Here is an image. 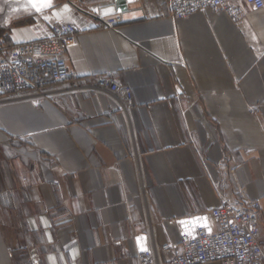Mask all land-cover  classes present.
Returning a JSON list of instances; mask_svg holds the SVG:
<instances>
[{"label":"crops","instance_id":"1","mask_svg":"<svg viewBox=\"0 0 264 264\" xmlns=\"http://www.w3.org/2000/svg\"><path fill=\"white\" fill-rule=\"evenodd\" d=\"M229 1L239 22L175 19L165 0H51L0 31L12 45L55 20L92 26L68 50L75 86L0 101V264H32L28 247L39 264H139L140 248L179 241L180 220L242 194L264 249V9ZM93 12L122 21L97 28ZM101 74L130 86L132 108L91 88Z\"/></svg>","mask_w":264,"mask_h":264},{"label":"built area","instance_id":"2","mask_svg":"<svg viewBox=\"0 0 264 264\" xmlns=\"http://www.w3.org/2000/svg\"><path fill=\"white\" fill-rule=\"evenodd\" d=\"M169 15L175 19L213 10L226 13L239 22L242 8L229 0H165ZM255 10L264 9V0H245ZM82 12L86 11L77 5ZM88 11V10H87ZM95 27L115 30L122 21L119 16L104 17L98 12ZM92 26L82 20H55L43 29L35 41L7 45L0 38V101L44 93L61 81L75 86L77 74L68 65V50L75 37ZM91 88L114 96L123 110L134 106L133 91L114 75H98ZM211 217L217 228H211ZM178 242L159 247L140 248L139 264H264V249L260 244L261 218L258 200L242 194L236 200L223 198L221 206L209 212L180 220ZM32 264H39L41 254L36 247L27 248Z\"/></svg>","mask_w":264,"mask_h":264},{"label":"rangeland","instance_id":"3","mask_svg":"<svg viewBox=\"0 0 264 264\" xmlns=\"http://www.w3.org/2000/svg\"><path fill=\"white\" fill-rule=\"evenodd\" d=\"M34 12L29 0H0V31H9L20 21L30 20Z\"/></svg>","mask_w":264,"mask_h":264},{"label":"snow or ice","instance_id":"4","mask_svg":"<svg viewBox=\"0 0 264 264\" xmlns=\"http://www.w3.org/2000/svg\"><path fill=\"white\" fill-rule=\"evenodd\" d=\"M29 3L32 5L33 8H35L36 11H40L43 7L51 6V0H29ZM108 11L111 10L109 9Z\"/></svg>","mask_w":264,"mask_h":264},{"label":"water","instance_id":"5","mask_svg":"<svg viewBox=\"0 0 264 264\" xmlns=\"http://www.w3.org/2000/svg\"><path fill=\"white\" fill-rule=\"evenodd\" d=\"M131 0H116L117 10L118 12H124L128 9V3Z\"/></svg>","mask_w":264,"mask_h":264},{"label":"trees","instance_id":"6","mask_svg":"<svg viewBox=\"0 0 264 264\" xmlns=\"http://www.w3.org/2000/svg\"><path fill=\"white\" fill-rule=\"evenodd\" d=\"M5 41H6L7 43L10 42V41H9L8 39H6V38H5Z\"/></svg>","mask_w":264,"mask_h":264}]
</instances>
